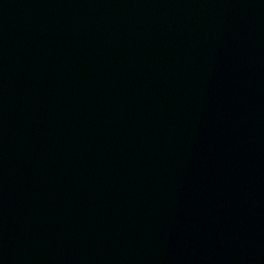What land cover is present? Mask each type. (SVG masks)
<instances>
[{"label": "water", "instance_id": "95a60500", "mask_svg": "<svg viewBox=\"0 0 264 264\" xmlns=\"http://www.w3.org/2000/svg\"><path fill=\"white\" fill-rule=\"evenodd\" d=\"M0 264H264V0H0Z\"/></svg>", "mask_w": 264, "mask_h": 264}]
</instances>
